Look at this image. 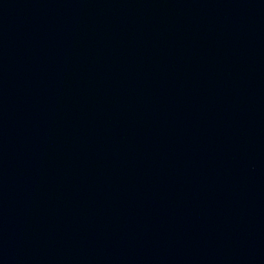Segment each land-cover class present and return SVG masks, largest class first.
<instances>
[{
	"label": "water",
	"instance_id": "1",
	"mask_svg": "<svg viewBox=\"0 0 264 264\" xmlns=\"http://www.w3.org/2000/svg\"><path fill=\"white\" fill-rule=\"evenodd\" d=\"M0 264H264V0H0Z\"/></svg>",
	"mask_w": 264,
	"mask_h": 264
}]
</instances>
